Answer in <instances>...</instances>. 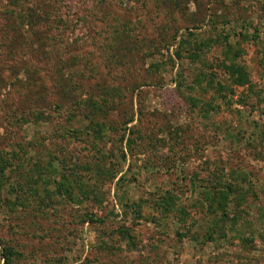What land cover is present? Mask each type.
I'll list each match as a JSON object with an SVG mask.
<instances>
[{
  "label": "rangeland",
  "instance_id": "obj_1",
  "mask_svg": "<svg viewBox=\"0 0 264 264\" xmlns=\"http://www.w3.org/2000/svg\"><path fill=\"white\" fill-rule=\"evenodd\" d=\"M0 264H264V0H0Z\"/></svg>",
  "mask_w": 264,
  "mask_h": 264
},
{
  "label": "trees",
  "instance_id": "obj_2",
  "mask_svg": "<svg viewBox=\"0 0 264 264\" xmlns=\"http://www.w3.org/2000/svg\"><path fill=\"white\" fill-rule=\"evenodd\" d=\"M94 126H95V125H94ZM94 126H93V127H94ZM102 126H103V125H102ZM91 128H92V127H91ZM94 128H95V127H94ZM92 129H93V128H92ZM92 131L94 132V130H92ZM128 146H129V145H128Z\"/></svg>",
  "mask_w": 264,
  "mask_h": 264
}]
</instances>
